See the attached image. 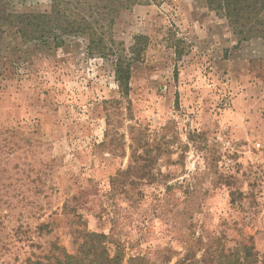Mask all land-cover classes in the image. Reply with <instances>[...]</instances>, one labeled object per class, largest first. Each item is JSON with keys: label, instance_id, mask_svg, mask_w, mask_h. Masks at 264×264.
<instances>
[{"label": "rangeland", "instance_id": "374dc122", "mask_svg": "<svg viewBox=\"0 0 264 264\" xmlns=\"http://www.w3.org/2000/svg\"><path fill=\"white\" fill-rule=\"evenodd\" d=\"M53 1L0 0V264H27L51 241L70 253L113 248L102 238L112 228L129 255L173 248L170 264L199 235L225 234L228 245L263 254L264 37L242 38L244 20L234 25L222 0L66 5L74 16H88L90 3L113 13L127 49L148 37L125 97L113 61L90 55L85 36L55 48L25 43L9 25ZM134 141L171 152L150 176L123 177Z\"/></svg>", "mask_w": 264, "mask_h": 264}, {"label": "trees", "instance_id": "16d2710c", "mask_svg": "<svg viewBox=\"0 0 264 264\" xmlns=\"http://www.w3.org/2000/svg\"><path fill=\"white\" fill-rule=\"evenodd\" d=\"M50 12L17 13L9 17V25L16 26L18 33L25 43L52 42L55 48L67 44L69 38L85 36L88 40L87 51L90 55L110 58L114 65L115 81L123 96L128 97L131 86L133 64L140 61L143 51L148 45V37L137 34L133 44L127 49L123 41L114 38L112 26L115 22L113 13H99L94 5L89 15L74 16L68 13L66 5L72 3L83 4L81 0H54ZM221 7L225 15L234 25L241 23L238 33L242 38L249 35L264 37V0H222ZM101 15V16H100ZM248 21L249 23H246ZM181 56V53L178 54ZM137 142V141H134ZM138 143V144H137ZM132 145V162L119 174L129 173L144 177L150 176L156 167L157 158L170 153L164 143L145 141ZM138 150H142L140 153ZM124 177V176H123ZM118 178V187L122 182ZM133 182V181H132ZM68 210V209H66ZM76 211V210H75ZM81 218V214L76 212ZM86 227L87 222H81ZM72 226L75 225L73 221ZM40 231H52L49 223H41ZM80 229L72 227V234L77 237ZM104 241L113 245V248L103 243L99 247L79 246L74 253L55 241L50 242L47 254L32 259H26L27 264H170L177 252L171 247L158 248L151 253L128 254L122 240L117 237L113 228L109 234H102ZM186 248L175 264H264V253L254 252L243 241L230 246L225 234L203 235L185 241ZM46 258L45 260L41 259Z\"/></svg>", "mask_w": 264, "mask_h": 264}, {"label": "crops", "instance_id": "0c3cea01", "mask_svg": "<svg viewBox=\"0 0 264 264\" xmlns=\"http://www.w3.org/2000/svg\"><path fill=\"white\" fill-rule=\"evenodd\" d=\"M244 109H245V108L243 107V109H242L240 112H238V111H237V113H239V114H243V117H244V116H246V115H247V113H246V112H248V110H249V109H245V110H246V112H245V110H244ZM245 113H246V114H245Z\"/></svg>", "mask_w": 264, "mask_h": 264}]
</instances>
